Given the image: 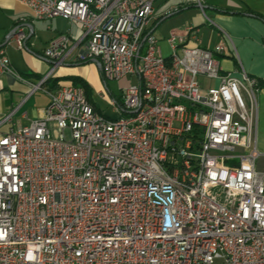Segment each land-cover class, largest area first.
<instances>
[{"label":"built area","instance_id":"built-area-1","mask_svg":"<svg viewBox=\"0 0 264 264\" xmlns=\"http://www.w3.org/2000/svg\"><path fill=\"white\" fill-rule=\"evenodd\" d=\"M15 1L29 12L22 24L60 18L81 30L75 44L71 29L49 43L56 67L86 42L80 58L106 83L137 81L102 97L116 125L81 86L32 84L50 100L44 116L0 137V264H264L262 82L224 73L225 46L202 47L194 26L170 31L176 59L164 61L151 23L166 0ZM10 35L26 49L22 26ZM3 74L24 81L0 49ZM142 84L149 107L134 115Z\"/></svg>","mask_w":264,"mask_h":264},{"label":"crops","instance_id":"crops-1","mask_svg":"<svg viewBox=\"0 0 264 264\" xmlns=\"http://www.w3.org/2000/svg\"><path fill=\"white\" fill-rule=\"evenodd\" d=\"M1 13L8 16L10 21L8 26L0 27V47L17 26V20L29 15L28 9L15 0L0 1ZM168 20L174 22L170 31L183 33L189 26L196 27L199 30L200 45L204 48L214 51L217 46L223 44L226 50L215 53V57L224 73L239 75L246 71L264 83V0H166L160 3L151 23V32L160 40L163 52V43H166L170 54L166 42L170 31L166 34L160 32L163 23ZM33 22L29 19L21 24L27 33L25 50H19L14 44L0 48L5 50L12 68L24 79L21 81L9 74L0 75V137L12 127L27 126L44 116V111L50 103L48 96L42 92L30 95L32 84L38 83L41 77L48 75L53 66L50 60L44 58V51L53 39L68 33L70 29L74 44L81 34L77 26H71L66 20H47L51 24L52 34L43 47L37 48L32 43L35 35ZM85 45H80L52 75L51 80L58 81L48 84L51 89L73 84L68 80L71 76L85 79L91 88H94L81 72L82 65L76 64L81 60L80 54ZM89 64L97 68L103 81L98 65L94 61ZM102 91L104 90L99 92ZM11 114L12 122L2 123ZM254 137L259 152L257 170L264 173V87L258 94Z\"/></svg>","mask_w":264,"mask_h":264},{"label":"rangeland","instance_id":"rangeland-1","mask_svg":"<svg viewBox=\"0 0 264 264\" xmlns=\"http://www.w3.org/2000/svg\"><path fill=\"white\" fill-rule=\"evenodd\" d=\"M172 20H168L165 23H163V25L160 29V32L162 34H166L167 32H169L171 30V26L174 23ZM9 21L10 20H9L8 16L2 15V13L0 14V27L8 26ZM21 24L22 23H21L20 18H19L17 20V26L13 29V31H15V29H17L18 27H21ZM50 27H51V24L47 21H34L33 22V28L35 31V35L32 38V43L35 44V46L37 48L43 47L45 42L49 40V38L52 34V31H50ZM163 47H164L165 55H169V51L167 49L166 43H163ZM52 64H53V66H52V69L49 72V74L46 75L45 77H41L40 80L38 81V83L41 82L44 78L48 77L47 81L45 82V85H48V80L52 78V75L60 67V66L56 67L53 62H52ZM76 64L82 65V66H80L81 72L83 74H85L86 78L90 81V83L95 88V89L92 88V96H93V98L95 96V101H97V103H99V107L102 108L107 115H109L108 117L116 119V117H115L116 114H113L111 109H109V108L107 109V106H108L107 102H105L102 97H106V98H107V96L110 97V94L117 96L124 88L130 87L131 85L136 84L137 80L133 77H129V78H125L119 82L107 83V85H106L100 79L99 71L97 70V68L94 65H92V64L85 65V64H83V62L81 60L77 61ZM102 89L104 91L99 92Z\"/></svg>","mask_w":264,"mask_h":264},{"label":"bare ground","instance_id":"bare-ground-1","mask_svg":"<svg viewBox=\"0 0 264 264\" xmlns=\"http://www.w3.org/2000/svg\"><path fill=\"white\" fill-rule=\"evenodd\" d=\"M173 59H176V51H171L169 56L164 55V61H173ZM142 79H149V72H142ZM137 102L141 104L134 106V115H141L143 107H149V84H142V93L137 94ZM124 118H131V110H124ZM107 124L116 125V119L107 117Z\"/></svg>","mask_w":264,"mask_h":264},{"label":"trees","instance_id":"trees-1","mask_svg":"<svg viewBox=\"0 0 264 264\" xmlns=\"http://www.w3.org/2000/svg\"><path fill=\"white\" fill-rule=\"evenodd\" d=\"M83 62V64H89L90 62H92L93 60L92 59H89V58H85V59H82L81 60ZM103 78V77H102ZM68 80L71 81L73 83V85L75 86H81L82 88H84L87 96H88V99L90 100V102L95 106L97 107V104L96 102L94 101V98L92 96V88L91 86L88 84V82L81 78V77H78V76H71V77H68ZM260 80V79H259ZM58 80H51L49 79L48 80V84L50 83H56ZM104 81V79H103ZM261 81V80H260ZM262 82V81H261ZM104 83L107 85V83L104 81ZM262 87H264V83L262 82Z\"/></svg>","mask_w":264,"mask_h":264},{"label":"water","instance_id":"water-1","mask_svg":"<svg viewBox=\"0 0 264 264\" xmlns=\"http://www.w3.org/2000/svg\"><path fill=\"white\" fill-rule=\"evenodd\" d=\"M15 32V31H14ZM11 35H9L8 36V38H7V40H6V42H5V44L4 45H2L0 48H2V47H4V46H6V45H8L9 44V42H10V40H11ZM95 63H97V61L96 60H93ZM99 67V69H100V66H98Z\"/></svg>","mask_w":264,"mask_h":264}]
</instances>
